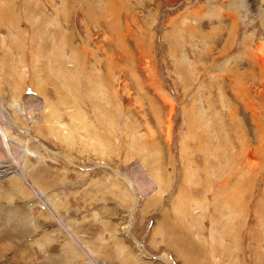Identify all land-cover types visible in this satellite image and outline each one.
<instances>
[{
	"label": "rangeland",
	"instance_id": "374dc122",
	"mask_svg": "<svg viewBox=\"0 0 264 264\" xmlns=\"http://www.w3.org/2000/svg\"><path fill=\"white\" fill-rule=\"evenodd\" d=\"M0 144V264H264V0H0Z\"/></svg>",
	"mask_w": 264,
	"mask_h": 264
},
{
	"label": "bare ground",
	"instance_id": "6f19581e",
	"mask_svg": "<svg viewBox=\"0 0 264 264\" xmlns=\"http://www.w3.org/2000/svg\"><path fill=\"white\" fill-rule=\"evenodd\" d=\"M1 145V144H0ZM1 147V146H0ZM3 147V146H2ZM8 148V147H7ZM8 150H9V148H8ZM13 151V150H12Z\"/></svg>",
	"mask_w": 264,
	"mask_h": 264
}]
</instances>
